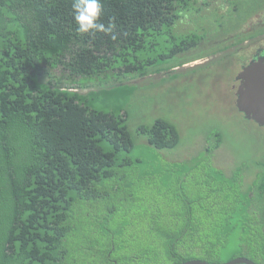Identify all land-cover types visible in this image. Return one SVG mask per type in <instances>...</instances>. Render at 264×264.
I'll return each mask as SVG.
<instances>
[{
  "label": "trees",
  "instance_id": "16d2710c",
  "mask_svg": "<svg viewBox=\"0 0 264 264\" xmlns=\"http://www.w3.org/2000/svg\"><path fill=\"white\" fill-rule=\"evenodd\" d=\"M101 2L115 40L77 34L73 0H0V264H264V173L215 166L220 137L164 162L125 112L131 82L206 48L201 29L264 37V0ZM139 131L180 144L166 120Z\"/></svg>",
  "mask_w": 264,
  "mask_h": 264
},
{
  "label": "rangeland",
  "instance_id": "374dc122",
  "mask_svg": "<svg viewBox=\"0 0 264 264\" xmlns=\"http://www.w3.org/2000/svg\"><path fill=\"white\" fill-rule=\"evenodd\" d=\"M239 27L223 22L217 29H201L199 33L207 37L206 48L167 61L165 66L170 70L131 82L138 86L125 112L138 150L156 153L164 162H185L220 137L222 146L212 155L215 166L231 174L238 165H244L247 184L264 173V128L237 107L239 76L256 50V39L249 37L243 43L237 34ZM159 119L178 130L180 144L175 149L152 148L139 131Z\"/></svg>",
  "mask_w": 264,
  "mask_h": 264
},
{
  "label": "water",
  "instance_id": "95a60500",
  "mask_svg": "<svg viewBox=\"0 0 264 264\" xmlns=\"http://www.w3.org/2000/svg\"><path fill=\"white\" fill-rule=\"evenodd\" d=\"M239 80H242L237 93V107L248 119L254 120L264 128V57L246 67ZM117 87V86H112ZM184 264H211L201 260H192ZM218 264V263H214ZM223 264H256L240 257Z\"/></svg>",
  "mask_w": 264,
  "mask_h": 264
},
{
  "label": "clouds",
  "instance_id": "9594fccd",
  "mask_svg": "<svg viewBox=\"0 0 264 264\" xmlns=\"http://www.w3.org/2000/svg\"><path fill=\"white\" fill-rule=\"evenodd\" d=\"M72 15L77 34L94 35L99 32L110 35L113 40L116 39L113 34L115 25L113 23L105 25L102 22L104 7L101 0H73Z\"/></svg>",
  "mask_w": 264,
  "mask_h": 264
},
{
  "label": "flooded vegetation",
  "instance_id": "af4514ba",
  "mask_svg": "<svg viewBox=\"0 0 264 264\" xmlns=\"http://www.w3.org/2000/svg\"><path fill=\"white\" fill-rule=\"evenodd\" d=\"M261 38V37H260ZM260 38H258L257 40H255V46L256 50L254 53H252V55L249 56V58L245 61V64L243 66V68L245 69L246 67H248L249 65H251L254 62H258L259 59L261 57H264V40H260ZM259 40V41H258ZM258 41V42H257ZM238 87L240 88V86L242 85V80H238ZM238 88V90H239ZM242 113V112H241ZM245 117L246 115L244 113H242ZM247 118V117H246ZM248 119V118H247ZM251 120V119H250Z\"/></svg>",
  "mask_w": 264,
  "mask_h": 264
}]
</instances>
